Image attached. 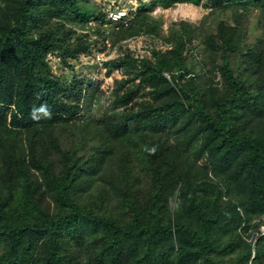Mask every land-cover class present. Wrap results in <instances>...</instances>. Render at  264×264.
<instances>
[{
  "label": "trees",
  "instance_id": "16d2710c",
  "mask_svg": "<svg viewBox=\"0 0 264 264\" xmlns=\"http://www.w3.org/2000/svg\"><path fill=\"white\" fill-rule=\"evenodd\" d=\"M207 1L217 32L201 54L106 61L123 77L93 117L92 81L47 56L74 72L67 60L91 44L75 26L105 14L90 0H0V264H264V0ZM253 10L260 33L243 44ZM145 12L115 33L157 34Z\"/></svg>",
  "mask_w": 264,
  "mask_h": 264
},
{
  "label": "rangeland",
  "instance_id": "374dc122",
  "mask_svg": "<svg viewBox=\"0 0 264 264\" xmlns=\"http://www.w3.org/2000/svg\"><path fill=\"white\" fill-rule=\"evenodd\" d=\"M221 1L219 0V3ZM89 4L105 14V22L100 26L97 24V21L90 19L86 27L75 26L77 32L85 34L91 44L89 45V49H83L76 53L74 57H70L67 60L73 65L74 72L70 71L69 66L61 61L56 53H49L47 59L50 61L53 70L58 74L66 76L76 73L78 76H82V79L92 81L97 95L92 105L95 110L93 111L91 109L93 117L94 115L99 117L102 112L104 113L111 108L113 99L111 94L115 86V81L123 77L122 69L109 71L105 65L106 61L128 53L139 62L141 59L151 58L153 47L168 51L167 61H172L176 49L181 51V58L184 59L186 55H190L196 52V50L197 54H201L203 48L199 46V42L203 39L205 32H217L218 21L216 18L218 17V13L215 11V7H212L207 0H201L198 3L191 1L176 2L175 0H90ZM143 11L151 14L158 21L159 27L157 34L144 33L125 37L117 32L115 33L118 30L117 26L121 23V20L125 22L132 20L136 14ZM124 12L127 15L116 20L117 18L114 16V13L123 15L120 13ZM259 16L260 14L255 10L250 13V27L247 31V37L243 38L241 43L242 41L243 44L245 42L255 41L260 33V27L258 25L260 21ZM182 20L193 23L197 28L205 26V31L203 32L198 28L199 30L196 31V34L188 33L185 37L179 36L175 34L176 31L171 28V25L174 22L178 23ZM204 21H208L209 23L204 24ZM170 63L172 64V62ZM198 63L199 61L195 60L196 70H200L197 65ZM164 74L170 78L168 72ZM99 98H101L100 104L97 102ZM86 113L87 117H89L88 111ZM202 163L203 160L201 158L197 164ZM178 207L176 200H172L167 212H161L159 216L162 217L163 214H168L172 210L173 217V213L175 210H178ZM260 230H263L264 233V223L260 226ZM249 240L251 241L252 238H249ZM256 241L257 238H254V248Z\"/></svg>",
  "mask_w": 264,
  "mask_h": 264
},
{
  "label": "clouds",
  "instance_id": "9594fccd",
  "mask_svg": "<svg viewBox=\"0 0 264 264\" xmlns=\"http://www.w3.org/2000/svg\"><path fill=\"white\" fill-rule=\"evenodd\" d=\"M125 15H127V13H125V14L121 15V16H120L119 18H117L116 20H119V19H121V18H122V16H125ZM123 18H124V17H123ZM40 111H45V109H44L43 107H41Z\"/></svg>",
  "mask_w": 264,
  "mask_h": 264
},
{
  "label": "built area",
  "instance_id": "2783aa9c",
  "mask_svg": "<svg viewBox=\"0 0 264 264\" xmlns=\"http://www.w3.org/2000/svg\"><path fill=\"white\" fill-rule=\"evenodd\" d=\"M120 14H125V12H124V13H120ZM114 16H115L116 18H119L121 15H118V14L114 13Z\"/></svg>",
  "mask_w": 264,
  "mask_h": 264
}]
</instances>
